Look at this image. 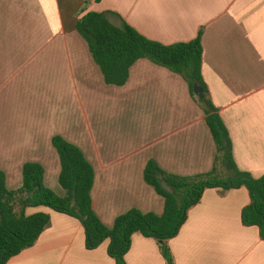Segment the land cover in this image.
I'll use <instances>...</instances> for the list:
<instances>
[{
    "label": "crops",
    "instance_id": "crops-1",
    "mask_svg": "<svg viewBox=\"0 0 264 264\" xmlns=\"http://www.w3.org/2000/svg\"><path fill=\"white\" fill-rule=\"evenodd\" d=\"M88 12L111 13L115 26L164 45L202 32L203 79L236 165L264 177V0H0V172L9 189L21 187L25 164L37 163L45 185L65 195L52 144L60 136L94 168L93 207L112 228L133 209L163 215L164 198L145 181L149 162L182 177L214 167L216 143L186 80L142 59L124 86L107 84L76 28ZM251 203L245 188L207 190L167 242L173 264H264L259 228L242 224ZM49 215L36 244L8 264H116L109 240L89 250L77 219ZM126 262L168 264L161 244L141 234Z\"/></svg>",
    "mask_w": 264,
    "mask_h": 264
},
{
    "label": "trees",
    "instance_id": "trees-1",
    "mask_svg": "<svg viewBox=\"0 0 264 264\" xmlns=\"http://www.w3.org/2000/svg\"><path fill=\"white\" fill-rule=\"evenodd\" d=\"M109 14L88 12L76 25L106 83L124 86L132 66L147 59L183 77L195 98L194 87L202 86L205 98L197 99L216 143L214 167L207 174L182 177L163 171L155 161L149 162L145 181L164 198L163 215L133 209L118 217L109 228L93 207L94 168L80 148L60 136L54 137L52 144L60 158L59 183L65 191L64 196L45 185V171L40 164H25L22 185L15 190L8 188L6 174L0 172V264H8L12 258L32 248L50 227L49 214H26L27 209L40 207L77 219L84 229L89 250H95L109 240L108 254L116 264H127L126 256L135 234L158 241L164 258L168 264H173L167 242L179 235L189 211L200 204L205 192L211 189H247L252 203L242 212V224L259 228L264 240V177L256 179L236 165L228 129L211 101L203 79L202 32L193 41L164 45L144 37L125 22L120 27L115 26L108 18Z\"/></svg>",
    "mask_w": 264,
    "mask_h": 264
},
{
    "label": "water",
    "instance_id": "water-1",
    "mask_svg": "<svg viewBox=\"0 0 264 264\" xmlns=\"http://www.w3.org/2000/svg\"><path fill=\"white\" fill-rule=\"evenodd\" d=\"M194 93L199 100H203L205 98V91L202 86L196 85L194 87Z\"/></svg>",
    "mask_w": 264,
    "mask_h": 264
},
{
    "label": "rangeland",
    "instance_id": "rangeland-1",
    "mask_svg": "<svg viewBox=\"0 0 264 264\" xmlns=\"http://www.w3.org/2000/svg\"><path fill=\"white\" fill-rule=\"evenodd\" d=\"M43 212H44V213H48V214H49V213L51 212V210H50V209H48V208H43Z\"/></svg>",
    "mask_w": 264,
    "mask_h": 264
}]
</instances>
